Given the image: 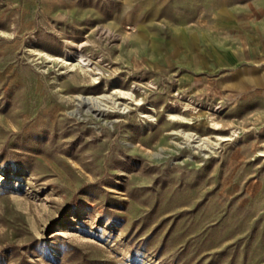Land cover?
<instances>
[{
	"label": "rangeland",
	"instance_id": "rangeland-1",
	"mask_svg": "<svg viewBox=\"0 0 264 264\" xmlns=\"http://www.w3.org/2000/svg\"><path fill=\"white\" fill-rule=\"evenodd\" d=\"M251 1L0 0V264H264Z\"/></svg>",
	"mask_w": 264,
	"mask_h": 264
},
{
	"label": "crops",
	"instance_id": "crops-1",
	"mask_svg": "<svg viewBox=\"0 0 264 264\" xmlns=\"http://www.w3.org/2000/svg\"><path fill=\"white\" fill-rule=\"evenodd\" d=\"M250 6V12L252 15V20H246L241 22L244 24L241 27V30L246 32L249 31H256L260 33L262 39L264 38V2H258L257 0H252L248 2ZM228 19H232L231 16H227ZM251 53V52H250ZM250 56V54H249ZM241 60L242 57L238 56ZM248 62L251 63L250 66H246L243 68H238L233 72L231 77V82L234 83L236 86L245 85L254 86V81H259L260 85H264V55L258 60H254L251 58H246ZM221 65L219 59H217V67Z\"/></svg>",
	"mask_w": 264,
	"mask_h": 264
},
{
	"label": "bare ground",
	"instance_id": "bare-ground-1",
	"mask_svg": "<svg viewBox=\"0 0 264 264\" xmlns=\"http://www.w3.org/2000/svg\"><path fill=\"white\" fill-rule=\"evenodd\" d=\"M75 57L82 59V53L80 51H77L75 53ZM76 97L80 102H84L86 104H91V105H96L97 107H102V110H105L107 108H124L126 106L125 103L119 102L118 100L110 97L107 94H98V95H82V94H77ZM179 133H182L188 143L192 142L193 145L196 146H202L206 144V140L204 137L199 136L196 133L189 132V131H184L182 129L179 130Z\"/></svg>",
	"mask_w": 264,
	"mask_h": 264
}]
</instances>
